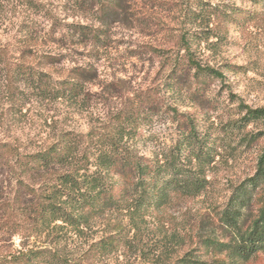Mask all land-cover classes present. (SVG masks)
Here are the masks:
<instances>
[{
    "label": "trees",
    "instance_id": "1",
    "mask_svg": "<svg viewBox=\"0 0 264 264\" xmlns=\"http://www.w3.org/2000/svg\"><path fill=\"white\" fill-rule=\"evenodd\" d=\"M64 1L74 10L96 13L106 24L123 3ZM213 1L164 0L167 7H178L181 20L173 26L162 23L159 42L145 44L136 54L158 56L160 69L147 89L128 94L123 107L87 129L48 133L37 147L0 138V264H99L131 248L141 252L145 264H246L264 254V145L255 173L234 187L226 204L202 213L193 225L198 232L191 243L197 246L170 262L175 252L165 244L173 239L185 247L192 239L170 233L178 225L170 210L184 207L187 216V204L210 191L219 153L218 137L181 111L178 97L184 90L196 95L210 81H226V70L237 72L220 59L224 42L233 28L257 26L264 19V0H240L250 7L237 0ZM45 10L42 0H0V91L11 108L32 100L87 107L97 69L81 64L56 76L44 65L61 62L63 54L35 43L65 31V39L72 32L97 43L106 27L65 24L52 15L51 27L41 28L36 16L53 13ZM20 14L23 20L16 18ZM240 108L246 111L244 126L262 127L247 140L264 139V106L242 103ZM168 121L170 143H162L152 130ZM149 142L158 148L148 150ZM104 219V233L87 241L85 235ZM82 236L87 246L74 252L70 244Z\"/></svg>",
    "mask_w": 264,
    "mask_h": 264
},
{
    "label": "rangeland",
    "instance_id": "2",
    "mask_svg": "<svg viewBox=\"0 0 264 264\" xmlns=\"http://www.w3.org/2000/svg\"><path fill=\"white\" fill-rule=\"evenodd\" d=\"M42 1L46 10L53 13H40L36 16V19L43 21L41 28H50L53 22L51 16L55 15L65 24L81 23L95 28L106 27L107 32L101 35L102 41L97 43L93 40L83 41V38L72 32L65 39V36L61 37L67 32L64 30V33L57 32L53 37L55 39L49 38L48 42L41 39L35 43L43 51L52 50L54 53L63 54L61 62L44 65V68H50L56 76H66L72 67L81 64L92 65L97 69L98 78L89 85L92 96L91 101L86 104L87 107L75 108L61 102L40 103L32 100L19 108H11L1 89L0 138H19L24 145L33 147H37L48 133L60 128L87 129L98 118L123 107L128 94H138L147 89L158 76L160 58L150 53L136 54L145 44L159 42L158 38L164 33L161 31L162 23L173 26L181 20L178 7H167L163 4L164 0H123L121 10L108 24L99 20L96 13L74 10L67 1ZM237 4L251 6L240 0H237ZM16 18L23 20L22 14ZM256 25L252 22L246 29L233 28L222 46L220 59L233 64L237 72L226 70V81H210L198 94L190 95V92L184 90L178 97L180 110L192 115L201 130L211 132L214 138L218 137L219 153L211 170L214 183L210 191L187 204V216L182 214L184 207L178 206L170 210L171 213H176L177 220L174 223L178 224L170 228V233H178L180 239L184 233L190 234L192 239H186L185 247L180 245V241L165 240L166 247L175 252L168 262L183 255L185 248L197 246H192L191 243L198 232L197 228L192 227L198 223L201 214L226 204L234 187L255 173L264 139H247L257 135L262 127L260 124L244 126L242 118L246 111L241 110L240 105L244 103L253 108L264 106V19ZM2 31L6 34L5 29ZM30 60L37 62L38 58L32 57ZM170 126V121L159 122L154 126L152 131L158 135L160 142L170 143ZM153 147L158 148L149 142L148 150ZM106 219L89 230L85 235L89 238L87 241L92 242L93 238L104 233L103 229L108 221ZM85 236L70 244L74 252L86 248ZM13 242L15 245L19 244L17 239H13ZM99 264H145V257L134 248L124 249ZM246 264H264V254Z\"/></svg>",
    "mask_w": 264,
    "mask_h": 264
}]
</instances>
